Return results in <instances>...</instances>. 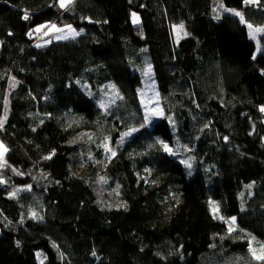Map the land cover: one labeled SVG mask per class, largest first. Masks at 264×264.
Returning a JSON list of instances; mask_svg holds the SVG:
<instances>
[{
    "label": "trees",
    "instance_id": "16d2710c",
    "mask_svg": "<svg viewBox=\"0 0 264 264\" xmlns=\"http://www.w3.org/2000/svg\"><path fill=\"white\" fill-rule=\"evenodd\" d=\"M52 3L0 0V264H264V35L225 10L264 0ZM51 23L84 35L36 45Z\"/></svg>",
    "mask_w": 264,
    "mask_h": 264
},
{
    "label": "rangeland",
    "instance_id": "374dc122",
    "mask_svg": "<svg viewBox=\"0 0 264 264\" xmlns=\"http://www.w3.org/2000/svg\"><path fill=\"white\" fill-rule=\"evenodd\" d=\"M58 4L60 6V0H58ZM232 10L238 11L236 9H232ZM228 12L233 14V12H231V11H228ZM136 17L139 18V16H137V15H136ZM247 23H249V22H247ZM250 24H252V23H250ZM52 25H55V28H53ZM252 25L254 27L264 26V24L263 25H254V24H252ZM68 26H71V25L65 24V23H51V24H45V25L39 26L38 29H37V31L40 32L39 39H41L39 41V45L47 46V45H51L52 43L65 42V41H68L70 39H75V38L81 37L83 35V32H81V30L79 31V30L75 29L73 26H71V29H74L76 32L80 33L79 35L75 36V38H73L72 35L69 33ZM57 29H63V31L62 32L61 31H57ZM248 31H249V29H248ZM45 33H46V35L42 36ZM263 35H264V33H257L255 40L250 38L256 44V47H257L256 48L255 57L263 50V45H262V42H261V37ZM64 36H67L68 38H66V39L65 38H58V37H64ZM144 80H145L144 85H145L146 89L143 90V96H142L141 99H142V103H143V107H144V111H145V116L148 118L146 120L149 123L151 122V124L147 123L146 126L152 127L154 125V123H152V121L162 117L161 115H157L156 114V113H159V112L162 111L161 97L159 96V93H158L155 85L153 84V80L150 78V76L149 75H147V76L144 75ZM107 90L108 91H112L113 89L112 88H108ZM133 133H135V132H133ZM133 133H131V135L125 136L124 139H126V137L127 138H131L133 136ZM4 158H3V162H4ZM103 165L104 164L102 163V161L98 159V160H95L93 163L88 164L87 166L78 169L76 172H77V175L80 176V177H88V176L93 174V168L94 167L103 168ZM243 209H245V206H243ZM226 223L228 224L229 228H231L230 223H232V220H231V222L226 220ZM232 224L234 226L235 221ZM232 232H234V228L233 227L231 228V232L220 231L217 234H214V235L210 236L209 237V242L221 243V242H223L225 240L232 239V238H234V233H232ZM242 237L244 239H246L244 237V235H242ZM252 243L253 242H251V244ZM260 246H264V244H260ZM256 248L257 247H255V245L251 246V250H255L256 253L259 255L260 251L256 250Z\"/></svg>",
    "mask_w": 264,
    "mask_h": 264
},
{
    "label": "snow or ice",
    "instance_id": "6c2138e0",
    "mask_svg": "<svg viewBox=\"0 0 264 264\" xmlns=\"http://www.w3.org/2000/svg\"><path fill=\"white\" fill-rule=\"evenodd\" d=\"M73 3H74V0H60V7L61 8H68ZM244 3L245 4H259V0H244ZM220 7H223V5H220ZM225 10L233 12L234 15H236V16H238L240 18V22L241 23H245L246 24L247 28L249 29V36L253 40L256 39L257 33H264V26L254 27L252 24L247 23V21H245V18H244L243 14L241 12L235 11V10H232V9H225ZM217 18H219V17H217ZM24 19H28L27 12H25ZM133 22L134 23H139V20L136 17L135 13H133ZM52 27L55 28V25H52ZM68 28H69V33L72 35L73 38H75V36L80 34L79 32H76L74 29H71V26H68ZM178 28L182 29L183 25L178 26ZM57 31H61L62 32L63 29H57ZM58 38H65L66 39L68 37L64 36V37H58ZM147 74L148 73H145V75H147ZM101 107H104L103 103L101 104ZM261 111H264V108H262ZM156 114L163 116V112L162 111L159 112V113H156ZM145 119H148V118L145 117ZM0 126H2V122H0ZM132 131H136V129H133ZM124 135L127 136V135H130V133H124ZM159 143L162 144L164 151H166V152H168L169 154H172V155L175 154V153H173L172 149L167 144H164L163 141H159ZM105 148L108 151H110L113 156L115 155V152H112V150L110 148H108L107 145H105ZM5 151H7V149L4 148V146L2 144H0V167L4 166L2 158H3V153ZM48 158H50V157H46V159H48ZM186 166L188 168H191V164H187ZM189 174H191V173H189ZM3 182H4L3 180H0V183H3ZM248 187H251V185H249ZM13 195H15V193H13ZM218 211H219V207L218 206H214V208H213L214 214L217 213ZM32 215H33V217H35L36 213L33 212ZM234 221H235V218H232V223H234ZM252 256L256 260L264 261V246H261L259 255L256 253L255 250H252Z\"/></svg>",
    "mask_w": 264,
    "mask_h": 264
},
{
    "label": "bare ground",
    "instance_id": "6f19581e",
    "mask_svg": "<svg viewBox=\"0 0 264 264\" xmlns=\"http://www.w3.org/2000/svg\"><path fill=\"white\" fill-rule=\"evenodd\" d=\"M57 3H58V0H57ZM57 3L54 5V7L53 8H55V6L57 5ZM52 8V9H53ZM64 9V8H63ZM44 31V30H43ZM46 35V33L45 34H43L42 36H45ZM84 35V34H83ZM82 35V36H83ZM39 36H40V32H38L37 30L34 32V34H32L31 35V37H33L35 40H36V45H39V41L41 40V39H39ZM79 38V37H78ZM232 220V219H231ZM235 224H236V220H235Z\"/></svg>",
    "mask_w": 264,
    "mask_h": 264
},
{
    "label": "water",
    "instance_id": "95a60500",
    "mask_svg": "<svg viewBox=\"0 0 264 264\" xmlns=\"http://www.w3.org/2000/svg\"><path fill=\"white\" fill-rule=\"evenodd\" d=\"M56 3H57V0H53V3L51 4V6H50L48 9H52ZM1 52H2V45H1V42H0V54H1ZM0 144H2L1 141H0ZM2 145H3V144H2ZM3 146H4V145H3ZM4 148H6V147L4 146ZM6 149H7V148H6ZM6 154H7V151H5V152L3 153V158L5 157ZM3 158H2V160H3Z\"/></svg>",
    "mask_w": 264,
    "mask_h": 264
}]
</instances>
